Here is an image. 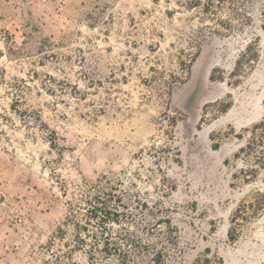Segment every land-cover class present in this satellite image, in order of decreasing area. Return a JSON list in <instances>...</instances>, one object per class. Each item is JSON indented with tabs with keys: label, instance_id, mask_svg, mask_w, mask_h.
Returning a JSON list of instances; mask_svg holds the SVG:
<instances>
[{
	"label": "rangeland",
	"instance_id": "374dc122",
	"mask_svg": "<svg viewBox=\"0 0 264 264\" xmlns=\"http://www.w3.org/2000/svg\"><path fill=\"white\" fill-rule=\"evenodd\" d=\"M263 98L264 0H0V264H53L102 174L168 218L165 264H264Z\"/></svg>",
	"mask_w": 264,
	"mask_h": 264
},
{
	"label": "trees",
	"instance_id": "16d2710c",
	"mask_svg": "<svg viewBox=\"0 0 264 264\" xmlns=\"http://www.w3.org/2000/svg\"><path fill=\"white\" fill-rule=\"evenodd\" d=\"M261 104L262 117L239 148L241 153L251 157V174L256 172L255 168L264 171V98ZM51 132L54 135V131ZM259 194L262 201L258 206L261 208L264 192ZM134 198H126L108 174L84 179L74 197L67 200L66 213L48 240L49 246L59 240L62 242L60 249L66 247L54 255L52 263L74 264L76 250L83 251L87 264H108L109 260L114 261L113 264H165L173 260L178 249L176 242L172 243L174 238L169 234L152 236L147 229L150 225L168 222V218L150 219L154 214L143 210L145 201L139 203L135 195ZM246 207L237 213H242V219L250 216ZM257 208L252 209L251 214Z\"/></svg>",
	"mask_w": 264,
	"mask_h": 264
}]
</instances>
